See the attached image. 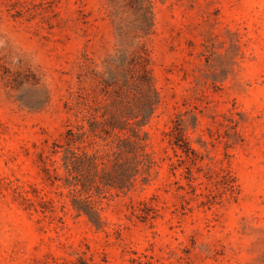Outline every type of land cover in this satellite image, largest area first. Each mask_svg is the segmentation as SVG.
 I'll return each mask as SVG.
<instances>
[{
  "label": "rangeland",
  "instance_id": "rangeland-1",
  "mask_svg": "<svg viewBox=\"0 0 264 264\" xmlns=\"http://www.w3.org/2000/svg\"><path fill=\"white\" fill-rule=\"evenodd\" d=\"M141 56L155 164L95 198L98 227L54 178L55 143L128 112ZM180 120L188 155L167 136ZM0 264H264V0H0Z\"/></svg>",
  "mask_w": 264,
  "mask_h": 264
},
{
  "label": "trees",
  "instance_id": "trees-1",
  "mask_svg": "<svg viewBox=\"0 0 264 264\" xmlns=\"http://www.w3.org/2000/svg\"><path fill=\"white\" fill-rule=\"evenodd\" d=\"M130 7L138 16L136 32L143 36L149 35L154 27L151 22V4L136 1ZM142 50L144 51L145 48L142 47ZM141 59V71L130 70L129 79L125 83L131 96L128 101V112L123 115L113 114L102 121L94 117L90 124L92 135L86 132L77 133L70 129L63 142L55 143L53 153L62 154L61 161L65 175L60 177L57 169H54V178L65 182L73 199L74 208L79 213H85L98 227L102 223L95 209V204L98 202L96 199L104 197L112 190L128 194L136 188L140 180L148 183L151 168L155 164L153 155L148 151L147 134H143V127L154 117L160 100L142 56ZM137 94L141 96L137 100L136 110H133L132 96L135 100ZM119 98V92L114 91L112 107L120 103ZM182 124L183 120H180L167 136H171V145L174 144L188 155L191 147L183 133ZM117 129L124 133L116 132ZM103 135L112 138L107 144L109 148L96 149L90 153L78 145L83 143L85 138L89 139L88 143L91 145L97 144L98 138L107 140ZM143 205L149 208L146 203ZM152 211L156 212L154 209ZM149 215L139 214V217L146 220Z\"/></svg>",
  "mask_w": 264,
  "mask_h": 264
}]
</instances>
